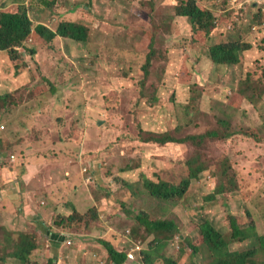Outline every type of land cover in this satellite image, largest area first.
Returning <instances> with one entry per match:
<instances>
[{"label": "rangeland", "instance_id": "1", "mask_svg": "<svg viewBox=\"0 0 264 264\" xmlns=\"http://www.w3.org/2000/svg\"><path fill=\"white\" fill-rule=\"evenodd\" d=\"M48 1L53 7L26 0L34 7L36 25L56 30L62 21H74L91 29L90 40L57 38L45 45L31 39L18 49L28 63L20 75L8 52L0 51V96L6 102L0 106V150L9 147L0 155V264H22L12 256L21 233L37 235L32 260L38 264H111L105 241L123 252L137 250L136 260L127 264H146L147 251L155 264H166L162 252L169 257L180 253V264H203L190 251L201 236L197 226L209 220L227 234L228 213L248 211L257 238L236 249L258 250L264 238V92L256 89L264 90V71L258 77L254 69L264 67V23L255 17L264 12V0H199L217 21L209 37L196 35L195 42L189 19L173 8L184 0ZM5 3L0 0V7ZM230 40L255 46L242 53L244 65L217 68L209 49ZM153 47L157 54L147 77L144 67ZM29 49L36 51L35 60ZM247 73L262 82L248 93L255 102L242 100L236 109L231 99L239 96ZM219 121L243 134L227 142L209 141L201 151L209 168L192 181L180 205L152 196L144 180L180 184L196 151L190 143H146L139 125L185 138L204 134ZM251 129L261 141L246 135ZM90 164L102 175V184L96 173L85 172ZM227 167L232 170L221 176ZM221 187L226 189L222 193ZM7 193L12 209L1 200ZM73 206L85 215L98 209L101 218L88 231L57 225L59 216L74 213ZM143 212L151 220L179 223L181 233L171 249L151 248L155 239L138 221ZM42 220L49 222V239L39 230ZM56 232L71 235L74 245L50 239ZM251 264H264V255Z\"/></svg>", "mask_w": 264, "mask_h": 264}, {"label": "trees", "instance_id": "2", "mask_svg": "<svg viewBox=\"0 0 264 264\" xmlns=\"http://www.w3.org/2000/svg\"><path fill=\"white\" fill-rule=\"evenodd\" d=\"M39 1L41 2V4H39L41 7H53V3L48 0ZM5 2V5L0 9V51L8 52L17 75H20L21 71L28 67L25 57L18 49L25 47L26 42L31 39L37 41L42 40L45 45L54 43L57 38L80 43H87L90 40L91 29L84 24L74 21H62L56 30H52L46 25L39 23L37 25L35 24L32 12L34 7L28 6L26 0H5ZM173 8H176V15L189 19L193 31L194 42L196 40V35L209 37L211 31L216 28L217 18L214 12L203 4L202 1L184 0ZM36 15L38 16L39 14L36 13ZM255 18L258 22L264 23V12L259 11ZM254 46L255 44L247 41H224L211 46L209 49V57L217 68H221L222 66L238 67L244 65L242 53L253 50ZM260 49L264 51V45L261 46ZM29 50L32 59L35 60L36 51L34 49ZM156 54L157 51L154 48L144 67L147 77L151 74L150 67L153 65V58H155ZM254 70L255 76H263L264 67L258 65ZM253 77L254 75L247 73L245 79L240 81L242 88L239 91L241 95L239 94L237 98L231 99L230 105L232 107L238 109L243 99H247L252 104L255 102L256 98L253 97L254 95L250 96L248 93L251 89H256L262 80H256ZM46 83L52 84L50 80H46ZM195 87V85H192V88L195 89ZM258 88L256 92H264L262 89L263 87L261 88L259 86ZM146 92L147 87L145 82L142 83L141 97H145ZM1 99L2 97L0 96V106L2 103L4 106L6 102ZM139 128L140 139L144 140L146 143H156L162 146H167L170 143H180L188 146V143H190L196 151V156L194 155L187 160V176L180 184L171 182V180H164V178L160 179L158 182L151 179L144 180V175L142 176V180H144L145 186L152 196L164 202L166 201L176 205H180V201L178 200L185 197L187 189L192 181H198L202 174L208 170L209 166L204 161L203 156H201V151L208 145L209 141L217 140L227 142L235 135H239V133L243 134V130L235 128L232 130L230 124L225 121H219L211 130H208L204 134H189L185 138H181L178 133L172 131L157 133L155 131H145L142 125H139ZM245 132L246 135H250L256 141L262 140L257 130L251 129V131ZM8 149L9 147L7 146H4L3 149L1 148L0 155L5 154L4 152L8 151ZM230 170H232L230 167L223 169V173H220L221 176L222 174L226 176ZM220 174L218 175L220 176ZM130 186H132V184ZM225 190L226 189L221 187L219 192L222 193ZM72 209L74 213L71 215L58 217L57 225L65 227L66 229L78 228L82 231H88L92 224L101 218L98 209H94L86 215L79 211L76 206H73ZM138 216L141 230L145 231L148 237H154L155 239L151 244V248L158 247L162 249L165 247L166 251L171 249L175 237L181 233L179 223L174 220H151L147 213L144 212ZM226 220L229 227L227 234L222 233V231L217 229L209 220L197 226L201 236L199 242H196L190 247V251L192 252L191 256L193 258L201 256L204 261L203 264H251L255 258H258L259 253L264 255L263 237L259 238L260 245L258 250L239 252L236 249V244H243L257 238L256 222L250 211L246 212L243 216L228 213ZM38 241L37 235L33 236L29 233H21L16 242V248L12 256L17 258L22 264H38L36 261L32 260L34 252L39 247ZM103 243L109 248L111 264H127L128 261L134 262L130 259L131 252H123L107 241ZM143 254L146 264H155L154 256L150 251ZM179 255L180 253H174L169 257L166 255V252H162L160 258H163L166 264H180ZM48 264L56 263L50 260Z\"/></svg>", "mask_w": 264, "mask_h": 264}, {"label": "crops", "instance_id": "3", "mask_svg": "<svg viewBox=\"0 0 264 264\" xmlns=\"http://www.w3.org/2000/svg\"><path fill=\"white\" fill-rule=\"evenodd\" d=\"M1 5V4H0ZM2 7V6H1ZM0 7V8H1ZM74 13H71L70 15H73ZM39 24H41V23H39ZM243 100H246V99H243ZM248 114H249V111H248ZM102 122V121H101ZM100 122V123H101ZM233 139V138H232ZM232 139H229V140H232ZM171 144V143H170ZM169 145V144H168ZM42 150V149H41ZM33 157L35 158V157H37L36 155H35V153H34V155H33ZM46 160H48V159H46ZM46 160H44L43 161V163H46ZM82 161V160H81ZM59 163H61V162H59ZM89 166V167H88ZM87 168H90V174H88V175H90V176H94V173H96L97 174V176H99V184H102L103 182H104V179H102V175L100 174V172L98 173V172H95V171H93V168H94V166H92V164H90V165H87V167L85 168V169H87ZM98 178V177H97ZM18 183H20L19 181H18ZM11 194H13V196L14 197H16V195H15V193H11ZM18 198H20V195H19V193H18ZM22 198H23V196H22ZM2 201H3V204H4V206H6V209H12L13 208V204L10 206V207H8L9 205H7L8 203H9V200H11L12 201V197L7 193L5 196L3 195V198L1 199ZM17 201V200H16ZM15 203V202H14ZM5 208V207H4ZM39 208H41V207H39ZM25 211H26V206H25ZM39 210V209H38ZM79 210H81L80 208H79ZM7 214V213H6ZM51 219V218H50ZM34 221H35V219H33ZM38 227H39V230L40 231H42V233H47L46 234V236L48 237V239H49V235H48V233H50V231H48L49 230V222H47L46 220H42V221H38ZM71 238V235H69V234H66V233H62V232H56V233H54V234H50V239H52V240H55V241H57V242H59L60 244H64V245H66L67 246V242H68V239H70ZM65 239V240H64ZM77 244V243H76ZM69 248H71V246L69 247ZM55 249H57V248H55Z\"/></svg>", "mask_w": 264, "mask_h": 264}, {"label": "built area", "instance_id": "4", "mask_svg": "<svg viewBox=\"0 0 264 264\" xmlns=\"http://www.w3.org/2000/svg\"><path fill=\"white\" fill-rule=\"evenodd\" d=\"M12 160H16V157L15 156H12ZM85 172H90L89 168H87ZM68 244L70 246H73L74 245V242L72 240H69L68 241ZM131 258H132V260H135V256L133 254L131 255Z\"/></svg>", "mask_w": 264, "mask_h": 264}, {"label": "clouds", "instance_id": "5", "mask_svg": "<svg viewBox=\"0 0 264 264\" xmlns=\"http://www.w3.org/2000/svg\"><path fill=\"white\" fill-rule=\"evenodd\" d=\"M88 174H89V172H88ZM69 240H71V239H68V241H69ZM67 244H68V242H67ZM68 245H69V244H68ZM69 246H70V245H69ZM137 248H138V250H141V247H140V246H137ZM136 251H137V250L134 249V250L130 253V259H132V258H131V255H132L134 252H136ZM142 251H144V250H142ZM142 251H141V252H142ZM135 260H136V257H135ZM135 260H133V261H135ZM129 263H130V262H129Z\"/></svg>", "mask_w": 264, "mask_h": 264}, {"label": "water", "instance_id": "6", "mask_svg": "<svg viewBox=\"0 0 264 264\" xmlns=\"http://www.w3.org/2000/svg\"><path fill=\"white\" fill-rule=\"evenodd\" d=\"M100 125H103V121L100 123Z\"/></svg>", "mask_w": 264, "mask_h": 264}]
</instances>
